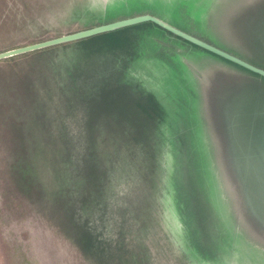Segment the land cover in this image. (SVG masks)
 I'll return each mask as SVG.
<instances>
[{
    "label": "rangeland",
    "instance_id": "374dc122",
    "mask_svg": "<svg viewBox=\"0 0 264 264\" xmlns=\"http://www.w3.org/2000/svg\"><path fill=\"white\" fill-rule=\"evenodd\" d=\"M142 14L264 68V0H0V52ZM141 23L0 59V87L15 71L57 94L66 67L115 64L122 93L150 94L165 113L145 153H119L105 211L77 225L91 226L87 240L21 189L0 149V264H264L263 84Z\"/></svg>",
    "mask_w": 264,
    "mask_h": 264
},
{
    "label": "trees",
    "instance_id": "16d2710c",
    "mask_svg": "<svg viewBox=\"0 0 264 264\" xmlns=\"http://www.w3.org/2000/svg\"><path fill=\"white\" fill-rule=\"evenodd\" d=\"M141 24H149L201 49L243 79H256L264 86L262 75L194 45L153 22ZM126 28L130 27L80 38L76 42L107 38ZM70 68L66 67L63 74L53 78L59 94L46 89L45 84L38 88L37 77H28L22 82L19 73L10 72L16 82L0 87V149L6 151L7 170L21 189L33 192L30 193L33 200L47 206L53 214H67L72 220L71 230L82 241L92 236L93 229L87 221L81 227L77 225L91 211L106 208L103 199L107 200L113 174L122 164L119 153L131 155L139 145L137 152L145 153L165 113L150 94L122 93L128 84L113 78L117 72L115 64L101 69L97 62L92 70L80 75L67 71ZM3 71L0 68V72ZM44 73H48L46 69ZM17 83L23 90H15ZM96 85L106 90L86 91ZM2 138L6 139L5 143ZM189 182L191 193L186 191L187 198L200 202L202 192L192 180ZM78 244L82 248L79 241Z\"/></svg>",
    "mask_w": 264,
    "mask_h": 264
},
{
    "label": "water",
    "instance_id": "95a60500",
    "mask_svg": "<svg viewBox=\"0 0 264 264\" xmlns=\"http://www.w3.org/2000/svg\"><path fill=\"white\" fill-rule=\"evenodd\" d=\"M153 22L157 25H159L160 27L166 29L167 31L173 33L174 35H177L181 38H183L186 41H189L190 43L197 45L207 51H210L216 55H219L229 61H232L250 71H253L255 73H258L260 75H262L264 77V69L257 67L227 51H224L212 44H209L181 29H178L174 26H172L171 24L161 20L158 17H155L153 15L150 14H142V15H137V16H133V17H129L126 19H121L118 21H114L111 23H107L104 25H99L90 29H86V30H82L76 33H72V34H68V35H63L60 36L58 38L55 39H51V40H47V41H43V42H39V43H35V44H31V45H26L23 47H19V48H14V49H10L7 51H3L0 52V59L2 58H7L10 56H14L17 54H22V53H27L30 51H34V50H38V49H42L51 45H56L59 43H64V42H68V41H72V40H77L80 38H84V37H88V36H92L95 34H99L102 32H107V31H111L117 28H121V27H125V26H129V25H133V24H137V23H141V22Z\"/></svg>",
    "mask_w": 264,
    "mask_h": 264
},
{
    "label": "flooded vegetation",
    "instance_id": "af4514ba",
    "mask_svg": "<svg viewBox=\"0 0 264 264\" xmlns=\"http://www.w3.org/2000/svg\"><path fill=\"white\" fill-rule=\"evenodd\" d=\"M256 66V65H255ZM258 67V66H257Z\"/></svg>",
    "mask_w": 264,
    "mask_h": 264
}]
</instances>
